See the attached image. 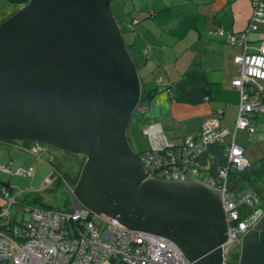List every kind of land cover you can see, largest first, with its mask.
I'll use <instances>...</instances> for the list:
<instances>
[{
  "label": "water",
  "instance_id": "obj_1",
  "mask_svg": "<svg viewBox=\"0 0 264 264\" xmlns=\"http://www.w3.org/2000/svg\"><path fill=\"white\" fill-rule=\"evenodd\" d=\"M112 0H28L0 21V141L85 159L71 208L173 240L190 264H225L219 190L147 178L127 131L142 94ZM238 264H264V210Z\"/></svg>",
  "mask_w": 264,
  "mask_h": 264
},
{
  "label": "built area",
  "instance_id": "obj_2",
  "mask_svg": "<svg viewBox=\"0 0 264 264\" xmlns=\"http://www.w3.org/2000/svg\"><path fill=\"white\" fill-rule=\"evenodd\" d=\"M138 21L133 18L129 24ZM264 22V0H252V15L246 31L227 34L231 44L244 47L236 56L239 72L232 85L240 96L238 112L231 129L221 128L217 119L206 120L197 135L186 134L179 141L170 140L158 123L150 124L142 132L148 146L139 153V160L147 178L171 181L194 180L219 190L227 222V239L221 244L224 263L231 247L240 246L242 235L260 219L264 205L252 188H234L230 185L232 173H240L252 166L244 155V148L236 141L237 132L254 131L251 119L264 113V40L255 52L246 51L249 30ZM223 34L222 28L212 30ZM230 133L224 145L226 162L216 174L204 173L197 159L206 147L219 143ZM250 141V139H249ZM36 154L45 153L53 160L54 154L42 148L41 143L28 146ZM0 171L10 175L32 177L33 167L13 170L0 165ZM47 183L53 175L45 178ZM24 190H13L0 181V264H190L179 246L170 238L151 232L128 228L115 218L91 211L87 207L38 206L32 201H21L20 212H12L18 196Z\"/></svg>",
  "mask_w": 264,
  "mask_h": 264
},
{
  "label": "crops",
  "instance_id": "obj_3",
  "mask_svg": "<svg viewBox=\"0 0 264 264\" xmlns=\"http://www.w3.org/2000/svg\"><path fill=\"white\" fill-rule=\"evenodd\" d=\"M115 1L124 42L135 64L141 65L143 97L151 92L150 98L137 108L127 131L134 151L148 146L142 129L150 124H160L172 141L186 134L197 135L209 119H217L221 128L231 129L240 96L231 81L239 72L236 56L243 48L228 43L226 36L246 31L252 0ZM18 7L19 4L0 0V20ZM133 18L138 21L130 27ZM216 28H222L224 33L212 34ZM262 40L264 22L248 31L246 51L255 52ZM257 118L264 121V117ZM251 121L255 132L258 125L253 118ZM247 137L245 130L237 132L236 141L248 158L241 142H249ZM229 140L227 133L221 142L209 144L199 155L197 164L204 173L216 174L226 162L224 145ZM0 147L4 151L6 144L0 142Z\"/></svg>",
  "mask_w": 264,
  "mask_h": 264
},
{
  "label": "rangeland",
  "instance_id": "obj_4",
  "mask_svg": "<svg viewBox=\"0 0 264 264\" xmlns=\"http://www.w3.org/2000/svg\"><path fill=\"white\" fill-rule=\"evenodd\" d=\"M129 3L131 4V2ZM111 6L113 7L114 16H115L117 13L115 0H113ZM239 46H241L244 50V47L242 45ZM136 67L139 73L142 72L140 70L141 65H136ZM136 112L137 109L134 110V113ZM262 114L263 113H258L255 114L253 117V121H256L258 128L256 129L255 132L254 131L252 132L251 135L252 140L249 142L241 141L246 147L245 151L247 153L250 162L253 164L257 163L259 159L264 155V121L257 120L258 116L264 117ZM133 119L134 117L132 118V120ZM257 135L260 137L256 138ZM142 136H144V138L146 137V135H144L143 133ZM24 143H26V141L6 142L5 143L6 149L4 151H2L0 147V165L8 164L10 165V168L13 170H17L20 168L27 169L28 167H33L34 169V174L32 177L18 175L16 173L10 175L8 173L0 171L1 182L10 184L14 191H16L17 189L24 190L23 195L18 196L17 198L18 204H14L11 208V211L13 213L15 211L20 212L21 206L19 203L21 201H26V200L33 202V199H35V202H33V204L38 206L63 207L65 205L70 204L74 200V196L71 193L72 186L68 183L67 175H65V171H68L72 174L80 169V164L74 163V161L76 160L74 158V154L56 149L48 145L52 147V149L50 150L54 154L53 160L51 159V161H48L49 157L45 153H42L41 155L38 156L32 153L28 149V145L27 144L24 145ZM141 151L136 153L139 154ZM83 158L85 157L82 154H80V159L83 160ZM52 175H53V180L50 183H47L45 178L50 177ZM237 184L238 183L236 182L234 184L232 182L230 183L232 187L239 188ZM0 202H2L1 198H0ZM260 204L264 205L262 201H260ZM240 250H241V246L231 247L228 251V257L226 259V263L238 264Z\"/></svg>",
  "mask_w": 264,
  "mask_h": 264
},
{
  "label": "trees",
  "instance_id": "obj_5",
  "mask_svg": "<svg viewBox=\"0 0 264 264\" xmlns=\"http://www.w3.org/2000/svg\"><path fill=\"white\" fill-rule=\"evenodd\" d=\"M8 1L11 3H14V4L23 5L28 0H8ZM112 3H113V0H112ZM112 12L114 14L113 7H112ZM115 18H116V15H115ZM150 93L151 92H148V94L145 95L144 97H143V93H142V97L140 98V101H139L138 105L136 106V109L138 107H140L143 100L146 101L150 98V96H151ZM247 139H248V137H247ZM26 142H27L28 146L31 145V143L29 141H26ZM138 156H139V154H138ZM84 159L85 158H83V160H81L79 163L80 168L84 162ZM79 172H80V169L78 171H76L75 173H72V174L68 171H65V175H67L68 183L72 187L75 185V183L78 179ZM230 180L233 184L235 182L238 183L237 185L239 186V189L252 188L253 190H255L256 193L258 194L260 200L264 203V155L259 159V161L257 163H255V164L252 163V167L246 169L245 171L240 172V173H232ZM33 202H35V199H33ZM68 205H65L63 207L66 208ZM48 207H52V206H48Z\"/></svg>",
  "mask_w": 264,
  "mask_h": 264
},
{
  "label": "flooded vegetation",
  "instance_id": "obj_6",
  "mask_svg": "<svg viewBox=\"0 0 264 264\" xmlns=\"http://www.w3.org/2000/svg\"><path fill=\"white\" fill-rule=\"evenodd\" d=\"M143 130V129H142ZM143 133V132H142ZM1 142V141H0ZM31 144H35V143H37V142H32V141H29ZM2 143V142H1ZM6 142H4L3 144H5ZM25 144H27V142L26 143H24V145ZM41 145H42V148H45L46 150H49V151H51L50 149H52V147H50V146H48V145H45V144H43V143H41ZM53 150H54V148H53ZM74 158L76 159L75 161H74V163H80V161H81V159H80V154L78 155V154H74ZM72 191V190H71Z\"/></svg>",
  "mask_w": 264,
  "mask_h": 264
}]
</instances>
